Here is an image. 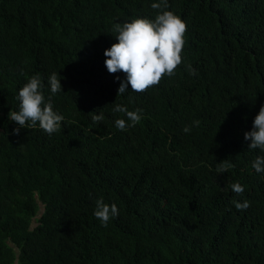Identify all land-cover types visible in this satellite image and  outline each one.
Returning a JSON list of instances; mask_svg holds the SVG:
<instances>
[{"label":"trees","instance_id":"16d2710c","mask_svg":"<svg viewBox=\"0 0 264 264\" xmlns=\"http://www.w3.org/2000/svg\"><path fill=\"white\" fill-rule=\"evenodd\" d=\"M151 2L0 0V264H264V173L251 165L264 152L243 137L264 103V0H167L186 24L181 62L121 94L103 49L114 23L154 18ZM37 73L64 117L52 134L9 120ZM115 103L140 121L117 129ZM96 198L118 209L104 225Z\"/></svg>","mask_w":264,"mask_h":264},{"label":"clouds","instance_id":"9594fccd","mask_svg":"<svg viewBox=\"0 0 264 264\" xmlns=\"http://www.w3.org/2000/svg\"><path fill=\"white\" fill-rule=\"evenodd\" d=\"M152 9L160 10L154 18L137 16L130 21L116 22L113 25L115 42L103 49V64L109 73L122 72L124 78L119 79L117 92L123 94L131 89L143 92L146 88L159 83L162 75L171 76L181 62V50L184 45L185 22L172 11L168 10L167 0H152ZM189 74H195V69L188 66ZM49 91L52 94L61 92L60 78L57 72L47 77ZM130 85V88H129ZM44 83L39 73L28 78L17 92L18 110L9 115L19 127H39L48 134L61 130L63 115L53 109L51 99L45 100L43 94ZM112 111L124 113L125 118H116L115 127L126 130L138 123L141 119V109L128 110L120 103L113 104ZM104 119L103 113L93 114L91 120L100 122ZM198 120L192 122L198 124ZM14 128L13 131H19ZM190 131L188 125L182 129ZM248 141V148H256L264 152V103L252 118L251 127L243 132ZM252 168L258 173H264V156L257 155L251 162ZM229 165H222L218 171L223 172ZM232 191H244L239 182L230 185ZM237 209L247 208L248 201H234ZM118 214L115 204H106L102 198H96L93 215L102 225Z\"/></svg>","mask_w":264,"mask_h":264}]
</instances>
